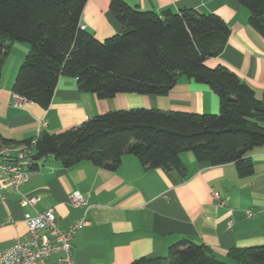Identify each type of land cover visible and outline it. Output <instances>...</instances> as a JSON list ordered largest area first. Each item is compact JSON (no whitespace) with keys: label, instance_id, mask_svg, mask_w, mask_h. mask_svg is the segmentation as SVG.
<instances>
[{"label":"crops","instance_id":"crops-1","mask_svg":"<svg viewBox=\"0 0 264 264\" xmlns=\"http://www.w3.org/2000/svg\"><path fill=\"white\" fill-rule=\"evenodd\" d=\"M124 1L158 14L190 9L219 16L231 35L222 54L210 59L208 66H227L264 100V38L250 26L249 11L237 0ZM81 25L100 41L121 30L110 12V0H88ZM28 51L27 44H14L0 78V135L17 144L44 132H65L113 111H220L218 96L210 87L185 76L165 97L119 94L109 100L80 92L75 79L61 77L47 109L28 101L15 105L13 85ZM257 121L264 126V120ZM35 152L30 149L31 155ZM181 159L184 173L144 168L134 156L123 157L116 170L87 161L67 168L49 156L38 162L37 170L31 168L28 181L18 190L0 176V254L15 241L29 238L26 213L35 216L48 210H54L65 230L79 220L87 222L72 239L73 264H132L142 258H166L169 248L184 239L203 245L220 261L237 264L228 259L231 250L264 245V146L248 154L255 171L248 178L238 176L235 164L198 163L190 152ZM76 194L87 205H74ZM23 198L38 201L23 207ZM60 256L53 254L42 264H61Z\"/></svg>","mask_w":264,"mask_h":264},{"label":"trees","instance_id":"trees-1","mask_svg":"<svg viewBox=\"0 0 264 264\" xmlns=\"http://www.w3.org/2000/svg\"><path fill=\"white\" fill-rule=\"evenodd\" d=\"M249 11V24L264 38V0H237ZM88 0H0V78L9 50L29 46L13 85L15 95L47 109L61 77L100 100L119 94L168 96L178 78L204 84L218 96V114H194L135 108L93 117L62 133H41L32 147V169L52 156L69 168L81 162L116 170L125 156L144 168L184 173L181 155L198 163L235 164L240 178L254 175L247 159L264 146V100L230 68L207 62L219 57L231 35L216 15L185 9L141 11L124 0H110L121 30L104 41L83 29ZM32 141L25 142L31 146ZM0 135V145H15ZM237 264H264V245L235 249ZM132 264H229L209 249L184 239L166 258H142Z\"/></svg>","mask_w":264,"mask_h":264},{"label":"built area","instance_id":"built-area-1","mask_svg":"<svg viewBox=\"0 0 264 264\" xmlns=\"http://www.w3.org/2000/svg\"><path fill=\"white\" fill-rule=\"evenodd\" d=\"M15 105L25 101L15 95ZM45 126V124H43ZM15 144L0 145V176L5 179L7 186L18 190L31 175L32 163L30 149L35 145ZM219 198L218 193H214ZM37 198H23L20 204L23 207L37 203ZM76 206L87 205L86 199L76 194L72 198ZM25 223L29 229L27 240L15 241L7 250L0 254V264H42L51 255L60 254L61 264H73L72 239L76 232L83 228L85 219L77 221L69 229H62L57 221L54 210H48L35 216L26 213Z\"/></svg>","mask_w":264,"mask_h":264},{"label":"rangeland","instance_id":"rangeland-1","mask_svg":"<svg viewBox=\"0 0 264 264\" xmlns=\"http://www.w3.org/2000/svg\"><path fill=\"white\" fill-rule=\"evenodd\" d=\"M16 44H23V43H16Z\"/></svg>","mask_w":264,"mask_h":264}]
</instances>
